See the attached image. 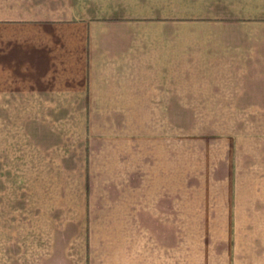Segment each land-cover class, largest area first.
Returning <instances> with one entry per match:
<instances>
[{"label": "rangeland", "instance_id": "374dc122", "mask_svg": "<svg viewBox=\"0 0 264 264\" xmlns=\"http://www.w3.org/2000/svg\"><path fill=\"white\" fill-rule=\"evenodd\" d=\"M75 1L0 11L70 14ZM224 81L143 111L174 115L10 118L0 264H264V100Z\"/></svg>", "mask_w": 264, "mask_h": 264}, {"label": "crops", "instance_id": "0c3cea01", "mask_svg": "<svg viewBox=\"0 0 264 264\" xmlns=\"http://www.w3.org/2000/svg\"><path fill=\"white\" fill-rule=\"evenodd\" d=\"M70 10L0 11L2 130L16 117L174 115L143 111L207 100L192 95L224 78L242 85L234 99L264 100V0H77Z\"/></svg>", "mask_w": 264, "mask_h": 264}]
</instances>
